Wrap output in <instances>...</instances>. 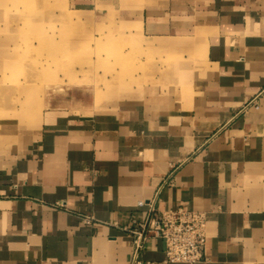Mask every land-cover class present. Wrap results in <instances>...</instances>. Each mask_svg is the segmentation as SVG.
I'll list each match as a JSON object with an SVG mask.
<instances>
[{"label":"crops","instance_id":"0c3cea01","mask_svg":"<svg viewBox=\"0 0 264 264\" xmlns=\"http://www.w3.org/2000/svg\"><path fill=\"white\" fill-rule=\"evenodd\" d=\"M67 4L115 22L148 73L115 104L62 88L0 123V264H167L155 236L136 255L149 201L206 213L197 264H264V0Z\"/></svg>","mask_w":264,"mask_h":264},{"label":"rangeland","instance_id":"374dc122","mask_svg":"<svg viewBox=\"0 0 264 264\" xmlns=\"http://www.w3.org/2000/svg\"><path fill=\"white\" fill-rule=\"evenodd\" d=\"M117 33L67 0H0V123L28 126L62 88L91 89L97 108L141 88L148 71Z\"/></svg>","mask_w":264,"mask_h":264},{"label":"built area","instance_id":"2783aa9c","mask_svg":"<svg viewBox=\"0 0 264 264\" xmlns=\"http://www.w3.org/2000/svg\"><path fill=\"white\" fill-rule=\"evenodd\" d=\"M251 105L259 108L258 103L254 100L247 107ZM144 204L145 201L139 202L141 206ZM147 204L150 213L141 224L142 230L131 231L134 235L136 255L142 248L144 237L155 236L162 239L165 245V262L167 264H197L205 260L208 236L205 212L179 207L163 211L160 218H155L152 217V213L157 209L155 201H149ZM54 205L66 208L65 203L57 202ZM84 218L88 223L92 220L90 216Z\"/></svg>","mask_w":264,"mask_h":264}]
</instances>
